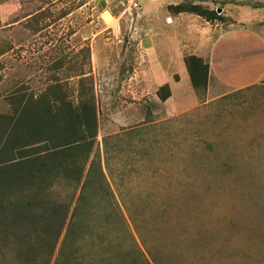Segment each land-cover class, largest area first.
<instances>
[{
  "label": "rangeland",
  "instance_id": "rangeland-1",
  "mask_svg": "<svg viewBox=\"0 0 264 264\" xmlns=\"http://www.w3.org/2000/svg\"><path fill=\"white\" fill-rule=\"evenodd\" d=\"M78 1L0 0V48L9 47L0 55V111L10 89L24 83L38 91L55 57L88 45L100 110L94 150L126 227L118 235H133L151 264H264V8L254 7L264 0H191L221 8L228 21L186 19L202 20L213 37L236 34L217 45L228 47L233 83L212 81L194 106L168 117L152 106V92L136 93L130 104L116 98L131 95L124 69L141 53L146 23L161 30L163 7L188 0H141L138 10L116 0ZM40 6L50 11L47 27L33 33L24 18L14 22ZM239 72L252 82L237 84ZM7 253L0 264L19 263Z\"/></svg>",
  "mask_w": 264,
  "mask_h": 264
},
{
  "label": "trees",
  "instance_id": "trees-1",
  "mask_svg": "<svg viewBox=\"0 0 264 264\" xmlns=\"http://www.w3.org/2000/svg\"><path fill=\"white\" fill-rule=\"evenodd\" d=\"M75 6L62 9L57 18ZM254 7L264 8V2ZM167 9L228 21L217 8L191 0ZM49 15L40 6L14 22L24 18L36 33L49 25ZM8 48L1 47L0 55ZM183 60L202 98L209 64L196 54ZM48 69L38 91L19 83L2 96L7 109L0 111V257L9 252L18 264H151L133 235H118L126 227L94 150L100 110L90 47L55 57ZM156 94L161 101L169 97L168 84Z\"/></svg>",
  "mask_w": 264,
  "mask_h": 264
},
{
  "label": "crops",
  "instance_id": "crops-1",
  "mask_svg": "<svg viewBox=\"0 0 264 264\" xmlns=\"http://www.w3.org/2000/svg\"><path fill=\"white\" fill-rule=\"evenodd\" d=\"M163 9L166 13L164 18L167 24L166 27H162L160 30L152 26L153 21L150 22L149 26L146 23V33L144 34L146 39L141 36L138 42L141 53L139 57H134L133 64L128 63L127 67L124 69L125 72H128V77L126 78H128L129 89L127 90L131 95L121 94L117 96L116 100L123 101L124 103L129 101L130 104V99L135 98L136 93L143 92L147 94L152 92V97L155 98L152 106L160 104V108H162L163 112H165L168 117L185 112L187 109L194 106L199 99V96L190 83L183 60L185 55L196 54L201 56L204 61L208 62L209 80L207 90L212 81H216V83H233V77L230 72L235 66L233 69L229 70L231 65L228 63L232 57L227 54L228 47L227 49L221 48L219 51L217 45L224 37L226 38L227 34L232 36L236 34L232 33V31L225 30L216 33L213 37L211 34V27L206 26L202 20L186 19L185 16L187 13L181 12L172 14L168 11L167 7H163ZM103 11H107L111 14L108 9H103L102 12ZM102 12L100 15H102ZM198 17L202 18L200 16ZM180 28H183V34ZM186 28H189V30L191 28L195 36V39L192 40V45L186 43V31L188 32ZM159 35H162L163 41L159 40ZM229 41H231V39H229ZM186 44L188 46H186ZM142 63H144V65ZM138 74L142 76L141 79H136ZM247 77L239 72L237 74V84L240 85L252 82L247 80ZM165 83L169 86L170 96L161 101L156 91ZM125 97L128 99H125ZM145 98L150 99V97H144V99ZM133 104L130 106H133ZM119 106L122 108L127 107L124 104H120ZM146 110V113L153 112L151 111V106H149L148 109L146 107Z\"/></svg>",
  "mask_w": 264,
  "mask_h": 264
},
{
  "label": "built area",
  "instance_id": "built-area-1",
  "mask_svg": "<svg viewBox=\"0 0 264 264\" xmlns=\"http://www.w3.org/2000/svg\"><path fill=\"white\" fill-rule=\"evenodd\" d=\"M120 5L130 10H138L141 7V0H116Z\"/></svg>",
  "mask_w": 264,
  "mask_h": 264
},
{
  "label": "bare ground",
  "instance_id": "bare-ground-1",
  "mask_svg": "<svg viewBox=\"0 0 264 264\" xmlns=\"http://www.w3.org/2000/svg\"><path fill=\"white\" fill-rule=\"evenodd\" d=\"M102 16L105 20L104 22L110 23L113 20V17L107 11H104Z\"/></svg>",
  "mask_w": 264,
  "mask_h": 264
},
{
  "label": "water",
  "instance_id": "water-1",
  "mask_svg": "<svg viewBox=\"0 0 264 264\" xmlns=\"http://www.w3.org/2000/svg\"><path fill=\"white\" fill-rule=\"evenodd\" d=\"M221 10H222L221 8H218V9H217V12L220 13Z\"/></svg>",
  "mask_w": 264,
  "mask_h": 264
}]
</instances>
